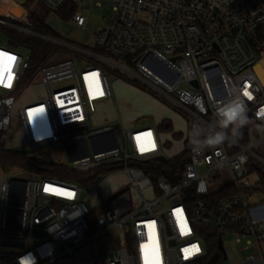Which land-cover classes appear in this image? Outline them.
I'll list each match as a JSON object with an SVG mask.
<instances>
[{"label":"built area","instance_id":"obj_1","mask_svg":"<svg viewBox=\"0 0 264 264\" xmlns=\"http://www.w3.org/2000/svg\"><path fill=\"white\" fill-rule=\"evenodd\" d=\"M40 1L50 12L71 10V22L85 28L96 0ZM108 1L114 18L97 35L103 52L68 46L91 57L89 65L78 66L72 56L45 62L26 79L30 55L0 46L1 141L6 145L14 131L20 85H40L46 99L18 109L29 155L61 146L72 171L108 169L88 187L7 169L0 264H192L207 255L205 231L219 239L233 234L247 253L242 264H264V213L254 215L261 205L252 201L263 195L264 0ZM112 73L154 93L187 121L174 156L166 155L158 127L93 125L97 106L114 100ZM241 90L251 96H242L249 122L223 128L217 109ZM217 133L225 141L205 147ZM120 175L111 198L92 207L101 186ZM193 246L199 251L188 255Z\"/></svg>","mask_w":264,"mask_h":264},{"label":"rangeland","instance_id":"obj_2","mask_svg":"<svg viewBox=\"0 0 264 264\" xmlns=\"http://www.w3.org/2000/svg\"><path fill=\"white\" fill-rule=\"evenodd\" d=\"M29 1L30 0H0V21L5 23L0 24L12 28L17 27L23 29V31L26 32L27 30H24L25 28L21 27L20 25H16L15 23H27L29 11L32 10L36 12L41 18L44 19L49 28L58 35V39H45L47 37L39 36L44 40L54 44L52 53L49 56V60L47 61L49 64H57L64 60L71 59L72 56H76L78 59V62L75 59V61L78 63V66H80L79 61L81 62V60V64L83 66L89 65L90 62H93L91 57L71 49L68 46L86 51L88 53L97 54L103 52V49L97 44V35L102 32V30L105 29L109 22L114 18L112 7L109 6L106 8L109 3L108 0L95 1L89 16L90 24L85 28L75 26L71 22V16L66 18L64 12H50L40 0H34V2L28 6V8L30 7L29 10L25 7ZM96 4H100L101 7L96 6ZM0 46L10 48L7 45V38L4 36V34H2L1 31ZM21 53L24 52L21 51ZM32 73L29 71L26 79H28ZM111 82L117 107H115L113 100L111 101L109 108H104L98 105L97 114L92 118L93 125L102 126L114 124L118 123L119 120H122L124 128L127 129V124L129 123H137V126L140 125L138 124L140 119L143 120L145 125L149 123L158 125V123L161 121V112L164 113L163 116L173 120V130L177 131L178 126H183V122L185 126H187V121L180 113L175 111L171 104L159 99L160 97L158 98L157 96H154V93L145 90L142 86H139L130 79L120 78L115 73H112ZM19 90L21 91L22 95L13 112L14 131L9 136L6 147L12 150H28V144L26 143L22 132L18 109L30 104L43 102L46 99V96L43 87L40 85H31L30 87H26L21 84ZM116 126H118V124H116ZM162 141L176 142L177 140H175L172 137V134L169 133L162 135ZM177 148L179 149L181 146L178 145ZM171 149L172 148L165 149L166 155H168V157L174 156L177 152L176 149L170 151ZM32 155L33 157H38L39 159L46 162L62 164L67 167L70 165L65 149L61 146H54L51 149L34 153ZM8 175L9 171L7 169H0V195L2 184L6 182L7 179H9ZM123 180L124 176L120 175L106 181L101 186L99 191L93 196L92 207H95L96 205L110 199ZM218 186H220V184H218ZM146 197L149 198L148 195H146ZM252 201L258 205L264 206L263 195L258 194L253 196ZM91 222H94V220L91 219ZM220 239L223 243L227 256L226 260H223L221 264H242L247 253L243 251V246L236 244V236L233 234H222L220 235Z\"/></svg>","mask_w":264,"mask_h":264},{"label":"trees","instance_id":"obj_3","mask_svg":"<svg viewBox=\"0 0 264 264\" xmlns=\"http://www.w3.org/2000/svg\"><path fill=\"white\" fill-rule=\"evenodd\" d=\"M33 2L34 0H30L25 7L29 9L30 7L28 8V6ZM63 12L65 13L66 18H69L73 14L71 10ZM15 24L20 25L25 28L24 30L29 32L1 24L0 31L7 38V45L11 49L19 52L22 51L30 55V73H32L38 66L49 60V56L54 47V44L41 37L58 39V35L49 28L43 18L32 10L29 11L27 23ZM258 73L264 80V53L260 57ZM10 168L22 169L26 172L45 177H55L63 180L75 181L84 187L93 186L100 174L108 170L107 167H101L89 172H75L65 165L46 162L27 153L8 149L5 143L1 141L0 136V169L6 170ZM260 177V192L264 196V171H261ZM205 235L210 243L207 249V255L202 260L192 264H221L224 260V256L219 248L218 233L205 231Z\"/></svg>","mask_w":264,"mask_h":264},{"label":"clouds","instance_id":"obj_4","mask_svg":"<svg viewBox=\"0 0 264 264\" xmlns=\"http://www.w3.org/2000/svg\"><path fill=\"white\" fill-rule=\"evenodd\" d=\"M246 90H241L233 94L232 99L226 104L217 109L216 115L220 117V124L223 128H227L232 124L237 129H242L248 122L247 106L242 99V96L251 99L250 95H245ZM242 135V133H240ZM225 141V135L223 133H217L214 136L208 137L204 141L205 147L216 148ZM243 160L244 158L241 157Z\"/></svg>","mask_w":264,"mask_h":264},{"label":"crops","instance_id":"obj_5","mask_svg":"<svg viewBox=\"0 0 264 264\" xmlns=\"http://www.w3.org/2000/svg\"><path fill=\"white\" fill-rule=\"evenodd\" d=\"M113 101H114L115 107H117L115 99ZM110 105H111V101L103 103L101 105V107H104V108L108 107L109 108ZM163 114L164 113L160 112V117H161L160 120L161 121L158 123V125L151 124V123L145 125V123H143V120L140 119L139 122H138V124H140V125L137 126V123H129V124H127V126H128L127 129H134V128H139V127H143V126L158 127L160 129V131H162L164 134L171 133L172 137L175 140H177L176 142L166 141L167 148H172L170 151H172L173 149H176V151H178L177 146L179 145L180 141H182V139H183L184 130H185L186 126H185L184 122L182 121L183 122V126L182 127L178 126V130L177 131L173 130V120L166 118L165 116H163ZM120 122L122 123V120H119L118 123L120 124ZM118 123H114V124H118ZM122 125H123V123H122ZM263 213H264V207L263 206L257 207L256 209L253 210V214L256 215V216H262ZM261 247H262V252H263V255H264V242L262 243Z\"/></svg>","mask_w":264,"mask_h":264},{"label":"water","instance_id":"obj_6","mask_svg":"<svg viewBox=\"0 0 264 264\" xmlns=\"http://www.w3.org/2000/svg\"><path fill=\"white\" fill-rule=\"evenodd\" d=\"M113 137H114V135H113ZM83 147H84L85 154H87V149H86V147H85V146H83ZM72 149H73V147H68V148H67V151H68V152H71ZM16 151L29 154V151L26 150V149H16ZM164 174H165L167 177H172V176H173L172 173H171L170 171H168V170L164 171ZM219 248H220V250H221L222 253H223L224 260H226L227 256H226L225 249H224V246H223V243H222L221 239H220V241H219Z\"/></svg>","mask_w":264,"mask_h":264},{"label":"snow or ice","instance_id":"obj_7","mask_svg":"<svg viewBox=\"0 0 264 264\" xmlns=\"http://www.w3.org/2000/svg\"><path fill=\"white\" fill-rule=\"evenodd\" d=\"M13 58L9 57V60H12ZM245 95H250L247 91H245ZM199 251V248L196 246H193L192 249H186L185 252L188 255H194L195 253H197Z\"/></svg>","mask_w":264,"mask_h":264}]
</instances>
